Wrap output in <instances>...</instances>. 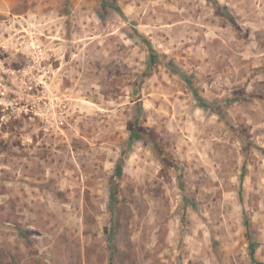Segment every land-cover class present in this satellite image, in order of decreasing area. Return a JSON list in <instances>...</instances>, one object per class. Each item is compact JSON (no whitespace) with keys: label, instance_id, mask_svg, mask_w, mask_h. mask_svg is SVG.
Segmentation results:
<instances>
[{"label":"rangeland","instance_id":"obj_1","mask_svg":"<svg viewBox=\"0 0 264 264\" xmlns=\"http://www.w3.org/2000/svg\"><path fill=\"white\" fill-rule=\"evenodd\" d=\"M3 100L0 264H264V0H0Z\"/></svg>","mask_w":264,"mask_h":264},{"label":"built area","instance_id":"obj_2","mask_svg":"<svg viewBox=\"0 0 264 264\" xmlns=\"http://www.w3.org/2000/svg\"><path fill=\"white\" fill-rule=\"evenodd\" d=\"M31 47H34V49L38 50V53H42V51L40 50L39 46H35L34 43H31ZM42 72H43V77L46 78V79H49L50 78V71L47 69V67H44L42 69ZM0 105L5 107L6 110H12V112L16 111V109H18V105L19 103H16V102H11L9 104V102L7 103V100H3V101H0ZM25 112L28 114L30 113V108L29 107H26L25 109Z\"/></svg>","mask_w":264,"mask_h":264},{"label":"trees","instance_id":"obj_3","mask_svg":"<svg viewBox=\"0 0 264 264\" xmlns=\"http://www.w3.org/2000/svg\"><path fill=\"white\" fill-rule=\"evenodd\" d=\"M148 73H150V71H149ZM135 132H136V131H135ZM137 136H138L139 138H143L142 134L140 135V134L137 133ZM157 151H158L159 156L163 157V154H162L158 149H157ZM114 188H115V186L112 185V189H114ZM112 195H114L113 192H112Z\"/></svg>","mask_w":264,"mask_h":264}]
</instances>
